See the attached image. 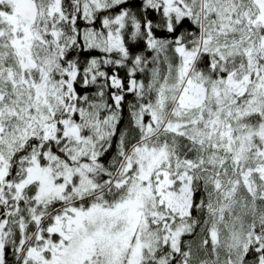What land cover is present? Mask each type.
<instances>
[{"label":"snow or ice","instance_id":"6c2138e0","mask_svg":"<svg viewBox=\"0 0 264 264\" xmlns=\"http://www.w3.org/2000/svg\"><path fill=\"white\" fill-rule=\"evenodd\" d=\"M0 264H264V0H0Z\"/></svg>","mask_w":264,"mask_h":264}]
</instances>
